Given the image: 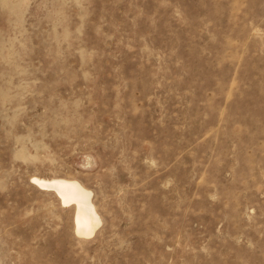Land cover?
Returning a JSON list of instances; mask_svg holds the SVG:
<instances>
[{
  "label": "rangeland",
  "instance_id": "374dc122",
  "mask_svg": "<svg viewBox=\"0 0 264 264\" xmlns=\"http://www.w3.org/2000/svg\"><path fill=\"white\" fill-rule=\"evenodd\" d=\"M0 264H264V0H0Z\"/></svg>",
  "mask_w": 264,
  "mask_h": 264
},
{
  "label": "bare ground",
  "instance_id": "6f19581e",
  "mask_svg": "<svg viewBox=\"0 0 264 264\" xmlns=\"http://www.w3.org/2000/svg\"><path fill=\"white\" fill-rule=\"evenodd\" d=\"M35 182L43 187L55 190L61 197L63 204H75L76 231L85 237L93 236L99 229L101 217L92 202V192L81 182L65 177L53 179L35 178Z\"/></svg>",
  "mask_w": 264,
  "mask_h": 264
}]
</instances>
